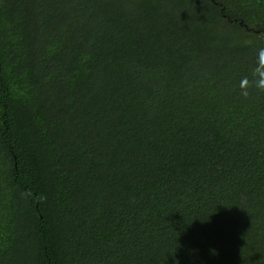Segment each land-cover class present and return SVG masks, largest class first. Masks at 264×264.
Wrapping results in <instances>:
<instances>
[{
	"label": "trees",
	"instance_id": "16d2710c",
	"mask_svg": "<svg viewBox=\"0 0 264 264\" xmlns=\"http://www.w3.org/2000/svg\"><path fill=\"white\" fill-rule=\"evenodd\" d=\"M264 0H0V264H264Z\"/></svg>",
	"mask_w": 264,
	"mask_h": 264
},
{
	"label": "clouds",
	"instance_id": "9594fccd",
	"mask_svg": "<svg viewBox=\"0 0 264 264\" xmlns=\"http://www.w3.org/2000/svg\"><path fill=\"white\" fill-rule=\"evenodd\" d=\"M251 77L245 76L240 81V94L247 98L249 97L250 90L256 89L259 92H264V48H260L257 52V59L255 66L251 69Z\"/></svg>",
	"mask_w": 264,
	"mask_h": 264
}]
</instances>
